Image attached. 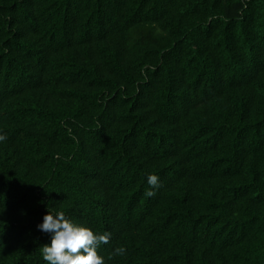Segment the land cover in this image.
Segmentation results:
<instances>
[{
    "label": "trees",
    "instance_id": "trees-1",
    "mask_svg": "<svg viewBox=\"0 0 264 264\" xmlns=\"http://www.w3.org/2000/svg\"><path fill=\"white\" fill-rule=\"evenodd\" d=\"M0 134V264H264V0H0Z\"/></svg>",
    "mask_w": 264,
    "mask_h": 264
},
{
    "label": "clouds",
    "instance_id": "clouds-1",
    "mask_svg": "<svg viewBox=\"0 0 264 264\" xmlns=\"http://www.w3.org/2000/svg\"><path fill=\"white\" fill-rule=\"evenodd\" d=\"M6 140L7 136L0 134V142ZM147 184L149 188L145 190V196L154 197L161 186L159 177L155 174L148 175ZM37 229L51 236L50 243L41 247L47 264H105L104 257L98 254L97 249L109 242L110 234H96L89 228L74 223L62 211H48ZM117 251L123 254L125 250L121 248Z\"/></svg>",
    "mask_w": 264,
    "mask_h": 264
}]
</instances>
